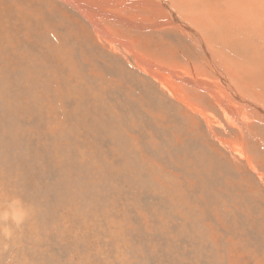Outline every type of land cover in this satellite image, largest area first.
Masks as SVG:
<instances>
[{"label": "rangeland", "instance_id": "374dc122", "mask_svg": "<svg viewBox=\"0 0 264 264\" xmlns=\"http://www.w3.org/2000/svg\"><path fill=\"white\" fill-rule=\"evenodd\" d=\"M248 1L0 0V264H264Z\"/></svg>", "mask_w": 264, "mask_h": 264}, {"label": "bare ground", "instance_id": "6f19581e", "mask_svg": "<svg viewBox=\"0 0 264 264\" xmlns=\"http://www.w3.org/2000/svg\"><path fill=\"white\" fill-rule=\"evenodd\" d=\"M262 1H263V0H262ZM247 3L250 4V6L252 5V7H255V9H257L259 6H264V4L262 5V4H261V1L259 2L258 0H257V1H248ZM241 4H242V3H241ZM241 4H239V5H241ZM247 7H249V6L247 5ZM252 7H251V9H249L248 11L252 12V10H253ZM259 8H261V7H259ZM262 10H263V9H262ZM203 11H204V10H203ZM254 11H255V10H254ZM256 12H257V11H256ZM257 13H258V12H257ZM197 15H199V14H197ZM201 15H202V14H201ZM201 15H199V16H201ZM251 15H252V14H251ZM194 16H195V14H194ZM225 16H226V15H225ZM258 16H259V15H258ZM190 17H192V16H190ZM190 17H189V18H190ZM252 17H253V16H252ZM255 17H256V16H255ZM263 17H264V16H263ZM257 19H258V18H257ZM257 19H256V20H257ZM261 20H262V19H261ZM187 21H188V20H187ZM258 21H259V20H258ZM185 22H186V21H185ZM191 22H192V20H191ZM177 23H178V22H177ZM192 23H193V22H192ZM197 24H198V23H197ZM200 25H202V24L200 23ZM214 25H215V24H214ZM218 26H219V25H218ZM193 27H194V26H193ZM221 27H222V26H221ZM223 30H224V28H223ZM209 32H210V31H209ZM224 32H225V31H224ZM186 34H187V33H186ZM218 35H219V34H218ZM205 37H206V36H205ZM198 38H199V37H198ZM230 39H231V38H229V40H230ZM232 42H233V41H232ZM236 42H237V41H236ZM206 45H207V44H206ZM226 45H227V44H226ZM213 46H214V45H213ZM224 46H225V45H224ZM232 46H233V45H232ZM242 46H243V45H242ZM215 47H216V46L213 47V51H214V48H215ZM243 47H244V46H243ZM245 47H246V45H245ZM217 48H218V46H217ZM217 48H216V49H217ZM227 48H228V47H227ZM238 48H239V46H238ZM208 49L210 50L211 48H208ZM216 49H215V50H216ZM222 49H223V51H224V48H222ZM203 50H204V49H203ZM205 50H206V49H205ZM211 50H212V49H211ZM216 52H217V51H216ZM207 53H208V52H207ZM213 53H214V52H213ZM208 54H209V53H208ZM221 54H222V53H221ZM238 54H240V53L238 52ZM238 54H237V56H238ZM222 55H223V54H222ZM224 55H225V53H224ZM226 55H227V54H226ZM235 55H236V54H235ZM240 55H241V54H240ZM240 55H239V57H240ZM218 56H219V55H218ZM229 56H230V55H229ZM208 57H209V56H208ZM222 57H223V56H222ZM222 57L219 56V58H222ZM224 57H225V56H224ZM231 57H232V56H231ZM234 58H235V57H234ZM244 58H245V57H244ZM224 59H225V58H224ZM227 59H228V58H227ZM227 59H225V60H227ZM211 60H212V59H211ZM211 60H210V61H211ZM214 61H215V62H219V63H221V64L223 63V59H222V61H221L220 59L217 60V59L214 58ZM220 61H221V62H220ZM240 62H241V61H240ZM225 65H226V64H225ZM225 65H224V66H225ZM226 66H227V65H226ZM226 66H225V67H226ZM213 67H214V66H213ZM222 67H223V66H222ZM222 67H221V68H222ZM230 67H231V66H230ZM219 68H220V67H219ZM231 69H232V68H231ZM231 69H230V70H231ZM228 71H229V70H228ZM232 71H233V70H232ZM229 74H230V73H229ZM249 75H250V74H249ZM250 76H251V75H250ZM247 78H248V76H247ZM253 80H254V79H253ZM242 81H243V80H242ZM254 81H255V80H254ZM248 82H249V81H248ZM248 82H247V83H248ZM255 82H256V81H255ZM230 83H231V82H230ZM237 83H238V82H237ZM253 83H254V82H253ZM238 84H239V83H238ZM240 84H241V83H240ZM243 84H245V83H243ZM255 84H256V83H255ZM235 85H236V84H235ZM241 85H242V84H241ZM252 85H254V84H252ZM262 86H263V85H262ZM236 87H237V86H236ZM260 87H261V86H260ZM241 88H243V87H241ZM254 88H255V87H254ZM257 88H258V85H257ZM231 89H232V88H231ZM237 89H240V88H237ZM243 89H244V88H243ZM244 90H245V89H244ZM240 91L242 92V90H240ZM247 91H248V90H247ZM247 91H246V92H247ZM251 91H252V90H251ZM234 92H235V91H234ZM238 92H239V91H238ZM252 92H253V91H252ZM255 92H256V91H255ZM255 92H253V93H255ZM259 93H260V92H259ZM262 94H263V93H262ZM233 95H234V94H233ZM241 95H242V94H241ZM262 96H264V95H262ZM236 99H237V98H236ZM241 99H243V98H241ZM250 101H251V100H250ZM247 102H248V99H247ZM255 104H256V103H255ZM253 105H254V104H253ZM247 106H249V105H247ZM250 107H251V106H250ZM252 107H253V106H252ZM252 107H251V108H252ZM257 107H259V106H257ZM257 107L254 108V109L256 110L257 113H259ZM252 109H253V108H252ZM263 111H264V109H263ZM260 112H261V111H260ZM261 121H262V120H260V122H261Z\"/></svg>", "mask_w": 264, "mask_h": 264}]
</instances>
